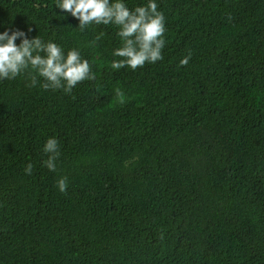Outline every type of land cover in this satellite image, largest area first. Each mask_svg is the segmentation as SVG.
<instances>
[{
	"label": "trees",
	"instance_id": "obj_1",
	"mask_svg": "<svg viewBox=\"0 0 264 264\" xmlns=\"http://www.w3.org/2000/svg\"><path fill=\"white\" fill-rule=\"evenodd\" d=\"M156 2L164 59L113 70L115 26L0 0V33L78 48L96 74L71 94L0 80V264H264V0Z\"/></svg>",
	"mask_w": 264,
	"mask_h": 264
},
{
	"label": "clouds",
	"instance_id": "obj_2",
	"mask_svg": "<svg viewBox=\"0 0 264 264\" xmlns=\"http://www.w3.org/2000/svg\"><path fill=\"white\" fill-rule=\"evenodd\" d=\"M56 8L76 18L81 32L91 25H112L118 29L116 35L121 46L113 50L112 55L119 58L111 61L113 70H136L146 63L155 64L164 59L166 17L158 10L156 0H147L146 4L134 9L128 7L126 0H56ZM103 35L99 33L90 42L91 46ZM17 39L21 40L20 44L16 43ZM191 59L189 52L179 66H187ZM23 74L30 77L32 87L42 80L40 86L44 90H63L67 94L85 80H96L92 65L82 57L80 49L72 48L65 53L54 41L45 42L39 36L29 39L22 30H6L0 33V80H14ZM43 152L48 157L44 166L55 172L61 154L59 140L49 137ZM32 170L33 165L29 163L24 171L31 175ZM57 187L61 193H66L68 178L61 177Z\"/></svg>",
	"mask_w": 264,
	"mask_h": 264
}]
</instances>
